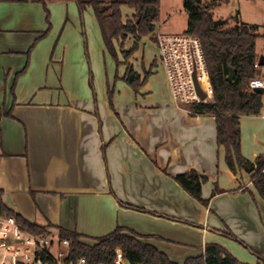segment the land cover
Returning a JSON list of instances; mask_svg holds the SVG:
<instances>
[{"label": "crops", "instance_id": "obj_1", "mask_svg": "<svg viewBox=\"0 0 264 264\" xmlns=\"http://www.w3.org/2000/svg\"><path fill=\"white\" fill-rule=\"evenodd\" d=\"M121 13L125 22L134 11L124 5ZM168 21L159 6L153 32L128 59L141 80L149 73L135 93L121 80L126 65L110 60L90 7L0 0V106L12 114L0 118L2 201L27 222L74 232L89 245L122 227L178 264L208 243L257 264V255L264 259V201L248 173L225 164L214 118L172 103L154 35L186 25ZM133 42L115 43L119 61ZM239 126L241 153L254 161L264 153L262 109L239 116ZM189 170L207 177L202 199L219 187L207 205L173 179Z\"/></svg>", "mask_w": 264, "mask_h": 264}, {"label": "trees", "instance_id": "obj_2", "mask_svg": "<svg viewBox=\"0 0 264 264\" xmlns=\"http://www.w3.org/2000/svg\"><path fill=\"white\" fill-rule=\"evenodd\" d=\"M226 0H182L187 16L184 33L199 38L208 74L212 99L209 102L194 104L188 107L191 115H209L214 118L216 143L223 147L224 161L233 173L245 171L249 181L264 201V153L254 161L246 160L240 147L239 116L259 115L263 107V94L254 93L248 88V82L260 75L256 66L259 59L256 55V41L259 37L255 25L242 22L238 15L232 17L234 24L213 26L212 8ZM81 9L90 7L100 28L106 50L116 60L117 65L125 64L121 80L135 93L145 84L149 75L146 73L141 80L128 59L137 49V42L142 36L151 34L159 16V0H77ZM133 9L132 19L122 21L121 7ZM45 32L42 33L44 35ZM133 37V44L122 50V61L117 59L115 43ZM232 73L231 80L228 77ZM11 109L0 106V118L11 117ZM2 155L0 144V156ZM175 182L191 197L203 205L220 192L214 187L209 199H202L201 187L206 182V175L189 170L173 177ZM0 215L12 216L16 222L28 231L46 235L47 227L31 224L18 213L6 207L2 201L0 190ZM122 227H116L108 235L96 240L94 244H86L79 240L74 232L57 229L60 239L69 242L70 259L84 258L88 264H112L115 249L120 248L130 264H178L154 246L139 240L141 235L133 231L122 233ZM225 236L233 239L229 232ZM258 256L257 264H264ZM182 264H243L228 251L215 243H208L201 255L186 258Z\"/></svg>", "mask_w": 264, "mask_h": 264}, {"label": "built area", "instance_id": "obj_3", "mask_svg": "<svg viewBox=\"0 0 264 264\" xmlns=\"http://www.w3.org/2000/svg\"><path fill=\"white\" fill-rule=\"evenodd\" d=\"M156 59L162 65L171 100L176 106L188 107L211 101L209 86L201 43L195 35L182 33L154 35ZM256 66L261 76L248 82V88L263 89L264 62ZM204 93L201 98L196 89ZM63 247L65 250H63ZM112 264H126L120 248L115 249ZM0 264H88L84 258L70 259L69 242L60 239L58 233L48 231L39 235L19 225L14 217L0 215Z\"/></svg>", "mask_w": 264, "mask_h": 264}, {"label": "rangeland", "instance_id": "obj_4", "mask_svg": "<svg viewBox=\"0 0 264 264\" xmlns=\"http://www.w3.org/2000/svg\"><path fill=\"white\" fill-rule=\"evenodd\" d=\"M159 6L160 19L163 18L169 20L168 23L178 27L186 25L187 16L183 9L182 0H160ZM211 12L214 20H223L228 26L234 24V19L232 17H235L236 15L239 16L242 22L255 25L259 35L256 41V50L264 55V0H227L226 2H222L213 7ZM124 45L126 46L128 43L126 42ZM144 49L148 54L149 52L151 54V46L148 42ZM119 59L122 60L121 55L119 56ZM110 60H113V62L116 61L114 58H110ZM159 71L161 72V70ZM160 72H158L157 75L160 74ZM260 74H262L261 71ZM109 88V94L111 95L114 89L113 86H110ZM262 102V114H264V95L262 96ZM63 250H65L64 247Z\"/></svg>", "mask_w": 264, "mask_h": 264}, {"label": "water", "instance_id": "obj_5", "mask_svg": "<svg viewBox=\"0 0 264 264\" xmlns=\"http://www.w3.org/2000/svg\"><path fill=\"white\" fill-rule=\"evenodd\" d=\"M224 22H225V21H223V20H214V21H213V26H217V25L223 24ZM262 64H263V59L260 58V60H259V65H262ZM231 78H232V73H231V75L228 77V80H231ZM196 89H197L198 93L200 94L201 98H203L205 95H204V93H202V92L199 90V87H198L197 84H196ZM252 91H253L254 93H257V94H263V89H261V88H253Z\"/></svg>", "mask_w": 264, "mask_h": 264}]
</instances>
